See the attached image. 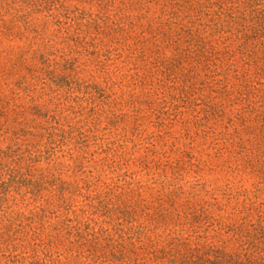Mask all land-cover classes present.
<instances>
[{
  "label": "rangeland",
  "instance_id": "374dc122",
  "mask_svg": "<svg viewBox=\"0 0 264 264\" xmlns=\"http://www.w3.org/2000/svg\"><path fill=\"white\" fill-rule=\"evenodd\" d=\"M264 0H0V264L264 258Z\"/></svg>",
  "mask_w": 264,
  "mask_h": 264
},
{
  "label": "trees",
  "instance_id": "16d2710c",
  "mask_svg": "<svg viewBox=\"0 0 264 264\" xmlns=\"http://www.w3.org/2000/svg\"><path fill=\"white\" fill-rule=\"evenodd\" d=\"M259 117H264V110H262ZM257 253L258 250L247 248L242 255L236 254L231 256L225 264H264V258L257 257Z\"/></svg>",
  "mask_w": 264,
  "mask_h": 264
}]
</instances>
